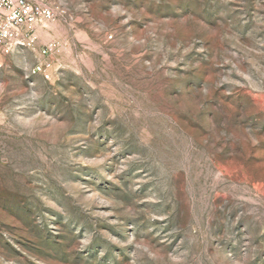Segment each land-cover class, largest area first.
I'll list each match as a JSON object with an SVG mask.
<instances>
[{
    "label": "rangeland",
    "instance_id": "1",
    "mask_svg": "<svg viewBox=\"0 0 264 264\" xmlns=\"http://www.w3.org/2000/svg\"><path fill=\"white\" fill-rule=\"evenodd\" d=\"M48 5L0 53V264H264V0Z\"/></svg>",
    "mask_w": 264,
    "mask_h": 264
},
{
    "label": "built area",
    "instance_id": "2",
    "mask_svg": "<svg viewBox=\"0 0 264 264\" xmlns=\"http://www.w3.org/2000/svg\"><path fill=\"white\" fill-rule=\"evenodd\" d=\"M48 1L50 0H0V53L8 52L13 46L24 45L25 38L33 35L34 26L39 20L53 18L54 10L48 5ZM49 67L50 62L45 61L35 65L31 72L40 73Z\"/></svg>",
    "mask_w": 264,
    "mask_h": 264
}]
</instances>
